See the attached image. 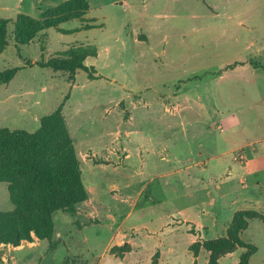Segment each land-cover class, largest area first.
Listing matches in <instances>:
<instances>
[{"label": "rangeland", "instance_id": "1", "mask_svg": "<svg viewBox=\"0 0 264 264\" xmlns=\"http://www.w3.org/2000/svg\"><path fill=\"white\" fill-rule=\"evenodd\" d=\"M63 1L0 0V18ZM87 1L85 21L59 29L89 30H44L17 51L8 28L0 70H21L0 86V128L34 132L63 103L88 199L53 214L50 241L0 245V264H207L193 242L224 235L235 211L264 214V0ZM79 45L96 47L84 64L97 79L33 65ZM12 208L0 183V211ZM240 238L264 264L261 221Z\"/></svg>", "mask_w": 264, "mask_h": 264}, {"label": "trees", "instance_id": "2", "mask_svg": "<svg viewBox=\"0 0 264 264\" xmlns=\"http://www.w3.org/2000/svg\"><path fill=\"white\" fill-rule=\"evenodd\" d=\"M90 5L87 0H65L42 11L37 19L18 14L15 19L0 18V54L8 45V28L12 27V38L17 51L31 43L44 30L75 33L93 28L85 24L69 32L59 29L63 23L79 20L84 22ZM93 45H79L56 53L46 61L33 65L53 72L68 74L73 81L78 71L94 80L95 69L84 64L88 57H96ZM31 65V62H28ZM264 70V66H257ZM234 68L228 65L222 71ZM21 68L0 70V86L10 83ZM222 71L217 72L220 75ZM63 103L50 114L40 118L39 127L34 132L0 128V183L7 186L9 201L13 208L0 211V244L19 246L22 241H31L32 235L39 240H51L54 234L52 216L62 211L76 212V205L88 199L72 138L62 114ZM259 220L264 225V214L255 210H238L232 215L225 234L214 238H198L189 246L194 257L199 249L208 253L207 264H219V260L237 249L243 252L236 264H249L256 247L244 242L240 233L247 229L249 222ZM193 233V230H190ZM130 252L127 244L114 246L111 254L123 258ZM158 253L152 264H157Z\"/></svg>", "mask_w": 264, "mask_h": 264}, {"label": "crops", "instance_id": "3", "mask_svg": "<svg viewBox=\"0 0 264 264\" xmlns=\"http://www.w3.org/2000/svg\"><path fill=\"white\" fill-rule=\"evenodd\" d=\"M129 132H126L125 134H128ZM125 151H127V152H124V157H126V159L127 160H130L131 158H132V153L129 151V149H127V150H125ZM140 155V154H139ZM240 163H242V162H240ZM188 223V222H187ZM195 224H197V223H195ZM204 227V226H203ZM203 227H201L200 225H199V228H203ZM191 230H193V228L191 229ZM196 231H198V230H196ZM33 239H37V238H35V237H33ZM38 240V239H37ZM31 244H34V241H32L31 242ZM0 245H2V244H0ZM9 247H11V246H9ZM11 248H13V249H15L14 247H11Z\"/></svg>", "mask_w": 264, "mask_h": 264}]
</instances>
